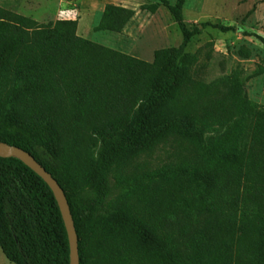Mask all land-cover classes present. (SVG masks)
Wrapping results in <instances>:
<instances>
[{"label":"trees","instance_id":"obj_1","mask_svg":"<svg viewBox=\"0 0 264 264\" xmlns=\"http://www.w3.org/2000/svg\"><path fill=\"white\" fill-rule=\"evenodd\" d=\"M183 3L184 41L152 61L79 35L76 19L40 23L0 7V142L63 189L79 264H264V106L243 84L224 92L180 70L201 26L235 29L190 30ZM135 15L108 3L95 29L121 33ZM158 150L170 159L153 167ZM0 248L14 264H71L54 191L1 154Z\"/></svg>","mask_w":264,"mask_h":264},{"label":"rangeland","instance_id":"obj_2","mask_svg":"<svg viewBox=\"0 0 264 264\" xmlns=\"http://www.w3.org/2000/svg\"><path fill=\"white\" fill-rule=\"evenodd\" d=\"M180 0H0V7L33 18L40 23L61 19L78 20V34L99 44L152 61L160 48L177 47L185 39L176 12ZM159 2L155 13L141 10L143 4ZM108 3L136 10L134 19L121 33L97 31ZM255 10L251 12L253 7ZM183 21L188 29L202 23L234 26L222 32L213 26H201L178 59L187 76L224 92H236L245 86L248 99L264 106V45L256 34L264 36V0H184ZM219 79L221 81H219ZM214 133L206 134L212 137ZM169 155L158 150L147 161L156 167ZM113 181V180H112ZM113 183V182H112ZM0 264H14L0 248Z\"/></svg>","mask_w":264,"mask_h":264},{"label":"water","instance_id":"obj_3","mask_svg":"<svg viewBox=\"0 0 264 264\" xmlns=\"http://www.w3.org/2000/svg\"><path fill=\"white\" fill-rule=\"evenodd\" d=\"M0 154L5 157L16 156L30 166L35 172H37L46 182L50 185L59 203L60 209L62 211L63 217L65 219L69 239L71 244V264H79V241L78 234L76 231L73 215L68 204L65 193L57 180L53 175L41 164L39 163L28 151L21 147L13 146L8 143L0 142Z\"/></svg>","mask_w":264,"mask_h":264}]
</instances>
